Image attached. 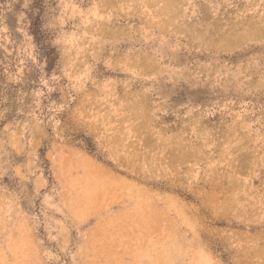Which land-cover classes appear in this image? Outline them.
I'll return each mask as SVG.
<instances>
[{
  "label": "rangeland",
  "instance_id": "374dc122",
  "mask_svg": "<svg viewBox=\"0 0 264 264\" xmlns=\"http://www.w3.org/2000/svg\"><path fill=\"white\" fill-rule=\"evenodd\" d=\"M0 264H264V0H0Z\"/></svg>",
  "mask_w": 264,
  "mask_h": 264
}]
</instances>
